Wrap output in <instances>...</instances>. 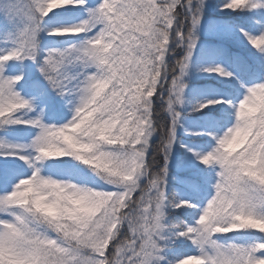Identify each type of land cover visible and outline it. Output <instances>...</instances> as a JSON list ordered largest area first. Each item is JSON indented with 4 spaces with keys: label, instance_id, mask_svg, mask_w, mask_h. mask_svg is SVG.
<instances>
[{
    "label": "trees",
    "instance_id": "16d2710c",
    "mask_svg": "<svg viewBox=\"0 0 264 264\" xmlns=\"http://www.w3.org/2000/svg\"><path fill=\"white\" fill-rule=\"evenodd\" d=\"M35 2L38 60L35 68L23 76L22 83L25 82L27 90H34L47 106H54V96L70 90L60 74L63 59L59 51L62 47L82 41L89 44L96 29L93 23L105 30L107 39L112 41V45L96 57L100 64L99 75L108 82L104 94L112 100L110 108H96L102 112L101 119L95 115L93 120L90 119V154L97 160L106 158L110 162L111 159V168L106 173L114 176L127 164L128 152L140 149L146 155L147 183L131 198L127 211L118 212L124 222L115 238V246L131 237L141 196L155 183L165 191L163 235L159 244L163 264H175L185 257H199L201 252L187 230L194 225L193 206L200 205L203 194L211 192L204 175H213L215 163L209 158L219 152L213 138L232 118L225 102H211L210 98L218 92L230 101L246 87L237 75L227 73L228 67L220 64L221 59L230 67L236 62L240 75L248 84L256 78L258 84L264 85V46L259 43L260 31L257 30L261 22L255 14L264 0H243L246 8L241 15H222L231 13L234 0H216L224 7L222 14L215 13L218 18L207 12V28L216 27V30L207 37L208 40L200 39L188 76L181 82L185 88L186 112L180 111L177 105L174 86L179 84L187 55V48L180 47V35L186 30L187 13L184 10L189 13V3L184 7L178 3L173 11L164 13L162 0H114V12L110 13V6L98 9L97 0H91L93 6L90 8L82 1L58 9L47 7L43 0ZM80 20L87 24L68 34L58 33L64 26ZM246 29L251 31L252 45L238 47L235 36ZM167 51L174 54L173 58H168ZM92 62L87 55L82 56L78 66L80 71L84 72ZM59 100L61 104L60 97ZM205 102L209 103L202 112H191L192 106ZM107 118L116 120L117 128L123 127L124 139L118 137L120 133L110 136L105 130L103 122ZM56 124L54 131L80 137L67 133L60 123ZM33 130V123L29 121L10 128V132L22 138H27ZM252 136V142L243 152L233 154L235 163L231 165L235 168L236 196H243L245 203H240L237 197L234 199L232 211L225 220L226 225L234 229L218 237L236 253L237 264H259L264 260V232L261 229L264 222V109L254 115ZM66 140L71 143V138ZM171 145L175 147L173 165L169 164L168 148ZM73 152L77 154L72 148L71 155L60 157L39 151L34 165L31 159H26V154L15 152L6 164L0 162V183L6 176H11L6 174L7 167L19 173L29 172L30 177L21 189L26 203L33 207L35 198L50 194L63 209L68 197L61 186L73 182L80 189L95 192L103 176L101 170L88 168V160L77 158ZM197 152L202 154L200 162L194 160ZM190 162L192 166L188 167ZM53 181H60L61 185L55 187ZM113 256L114 251L107 248L103 264H109Z\"/></svg>",
    "mask_w": 264,
    "mask_h": 264
},
{
    "label": "rangeland",
    "instance_id": "374dc122",
    "mask_svg": "<svg viewBox=\"0 0 264 264\" xmlns=\"http://www.w3.org/2000/svg\"><path fill=\"white\" fill-rule=\"evenodd\" d=\"M78 1L84 2L86 8L92 5L91 0H43L52 9L73 5ZM162 1L165 3L164 13L173 11L178 3L183 7L189 3V13L184 10L187 13L186 30L180 35V47L187 48V55L179 84L174 86L177 105L180 111L186 112L185 88L181 82L188 76L189 65L197 54L200 39L208 40L207 37L212 36L216 30V27L207 28V12L218 18L215 13L222 14L224 7L216 0ZM97 5L98 9L110 6V13L114 12V0H97ZM245 8L243 0H234L231 13L222 15H241ZM255 14L261 22L257 27L260 31L259 43L264 46V4ZM86 24L81 20L70 23L58 30V33L68 34ZM215 24L218 26L219 22ZM37 25L35 0H0V162L6 164L15 152H21L34 165L39 151L68 157L73 148L77 158L88 160V168L101 170L103 176L95 192L80 189L73 182L61 186L68 197L63 203V209L50 194H41L35 198L32 205L36 209H33L21 193L23 182L30 177L29 172L19 173L7 167L6 174L11 176H6L0 183V264H103L107 248L114 251L109 264H163L159 244L163 235L165 191L158 184H151L142 194L135 211L131 237L116 246L114 242L124 222L118 212H126L131 198L139 194L142 186L147 184L146 155L140 149L130 150L127 164L120 167L118 175L113 176L106 173L111 168V159L110 162L106 158L97 160L90 154V119H94L93 115L101 119L102 112L96 111V108H110L112 100L111 96L106 97L104 94L108 82L99 75L100 64L96 57L103 49L109 48L112 41L107 39L105 30L93 23L96 29L89 44L82 41L62 47L59 51L63 59L60 74L70 90L64 95L55 94L54 106H47L34 90H27L25 82L22 83L26 72L33 70L37 64ZM250 33L246 29L236 34L238 47L249 48L252 45ZM84 55L95 66L91 64L81 72L78 66ZM167 55L169 59L174 56L171 52ZM220 64L227 66V73L237 75L246 87L239 90L237 97L230 101L218 92L210 98L211 102H225L232 118L213 138L219 146V152L209 158L215 163L212 166L213 175H204L211 192L204 193L201 204L193 206L194 225L187 230L201 255L182 258L175 264H237L236 253L218 237L234 229L225 223L232 211L234 199L237 197L240 203H245L243 196H236L235 168L231 165L235 163L233 154L243 152L254 138V115L264 109V85L258 84L256 78L248 84L246 78L240 75L236 62L230 67L221 59ZM59 97L62 99L61 104L58 103ZM208 103L192 106L191 112H202ZM116 115L119 116V112L116 111ZM111 119L104 120L105 130L110 136L120 133L118 137L124 139L123 127L117 128V121ZM178 119H181L179 115ZM25 121L33 123L34 127L27 138L10 132V128L19 127ZM56 123H60L67 133L80 135L79 139L54 131ZM68 137L71 143H66ZM168 150L171 154L169 164L173 165L175 147L171 145ZM201 158L202 154L197 152L194 160L200 162ZM191 166L190 162L188 167ZM52 184L55 187L61 185L60 181H53ZM128 223L130 225V221ZM261 229L264 232V222ZM259 264H264V260Z\"/></svg>",
    "mask_w": 264,
    "mask_h": 264
}]
</instances>
